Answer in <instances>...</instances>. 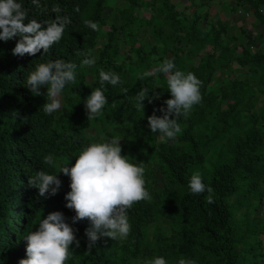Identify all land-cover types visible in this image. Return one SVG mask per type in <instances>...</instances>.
Wrapping results in <instances>:
<instances>
[{"label": "trees", "instance_id": "trees-1", "mask_svg": "<svg viewBox=\"0 0 264 264\" xmlns=\"http://www.w3.org/2000/svg\"><path fill=\"white\" fill-rule=\"evenodd\" d=\"M113 1L24 0L29 18L68 16L64 36L47 53L23 56L12 52L16 39L0 41V264L26 258L23 238L40 219L59 210L71 223L75 215L65 206L70 177L44 157L52 154L71 167L84 146L114 135L121 137L122 154L145 162L152 199L129 209L132 229L124 240L102 237L89 250V220L73 224L80 246L70 245L75 255L68 264H143L156 255L169 264L181 257L197 264H264V33L233 34L222 22L204 31L198 24L209 13L199 12L203 8L195 0L189 5L116 0V6ZM233 1V9L251 11L264 26V0ZM110 4L115 20L106 16ZM57 5L60 13L53 12ZM86 20L98 22L100 30ZM143 31H150V38L141 39ZM248 40L261 47L252 53ZM89 51L97 63L80 67ZM57 58L78 65L77 80L65 89L63 107L49 115L42 107L46 88L34 95L26 78L37 63ZM165 58L203 82L202 102L180 118L183 130L168 142L148 126V117L161 107L158 99L143 101L144 114L135 100L145 87L149 97L171 98L163 73L141 79ZM101 69L120 73L124 83L107 84L108 104L101 116L88 119L84 100L99 86ZM41 170L62 180L55 196L42 197L29 184V176ZM196 171L211 193L190 191L188 181Z\"/></svg>", "mask_w": 264, "mask_h": 264}, {"label": "clouds", "instance_id": "clouds-1", "mask_svg": "<svg viewBox=\"0 0 264 264\" xmlns=\"http://www.w3.org/2000/svg\"><path fill=\"white\" fill-rule=\"evenodd\" d=\"M186 1L190 3L189 0ZM32 3L38 4L39 0H32ZM196 3L203 9L206 7L203 13H209L207 19L200 20L198 24L204 31L211 29L210 24L215 25L217 22L233 27V34L244 32L256 36V33L262 32L253 31L254 26L264 29L263 25L256 24L251 11L243 8L233 9V0H199ZM211 7L218 8L214 17ZM53 12L60 13V7L55 6ZM249 17L252 20H248ZM250 21L251 32L247 28ZM70 23L68 16L59 14L55 18L42 21L29 18V10L24 6V0H0V41L16 39V45L12 49L15 55H35L41 50L43 53L49 52L52 46L62 39ZM85 23L93 30H100L96 21L86 20ZM148 38L150 37H146ZM141 39L145 40L143 36ZM247 43H250L252 53L261 47L255 40H248ZM83 55L80 67L94 66L97 63V56L91 51ZM198 61L195 59L196 63ZM77 68L75 62L57 58L37 63L28 73L26 83L34 95H42V88L47 90V100L42 106L46 114L56 113L63 107L65 89L77 80ZM157 73H163L167 78V90L170 91L171 98L164 101L163 98L160 99L159 94L149 97L150 90L145 87L135 95L136 108L144 114L143 101L148 99L152 102V99H158L161 107L154 109L153 114L148 117V126L153 133H158L161 141L168 142L182 132L180 118L187 117L194 106L202 102L203 82L195 73L178 68L175 60L171 58H165L156 68L145 70L141 79ZM123 83L120 73L115 70L99 71V86L92 88L91 94L84 100L88 119L101 116L108 104L106 85L118 86ZM122 90L128 92L127 88ZM156 111L162 115H156ZM120 141L119 135L101 136L82 148L71 167L68 166L69 162L58 163L52 154L44 157L48 165L58 167L59 172L70 177V191L65 195V206L74 210L75 215L71 217V223L59 210L40 219L38 228L31 230L23 238L27 241L26 258H21L19 264H68L75 255L70 245L75 242L76 247L80 246V240L76 236L78 229H74L72 225L84 218L89 220V226L85 228L89 250L102 237H110L113 240H124L128 237L132 229L129 209L135 202L150 200L152 196L146 187L145 162H138L135 157L122 154ZM29 184L38 188L40 196L51 197L60 191L62 180L56 173L41 170L29 176ZM188 187L193 194L213 191L204 182V177L199 171L191 175ZM207 199L211 202L212 197L209 195ZM143 264H169V261L163 255H156L146 259ZM176 264H197V261L181 257Z\"/></svg>", "mask_w": 264, "mask_h": 264}, {"label": "rangeland", "instance_id": "rangeland-1", "mask_svg": "<svg viewBox=\"0 0 264 264\" xmlns=\"http://www.w3.org/2000/svg\"><path fill=\"white\" fill-rule=\"evenodd\" d=\"M184 1V3L183 4H186L187 3V1L186 0H183ZM195 1H199V0H195ZM216 1V0H215ZM112 3V5H114V6H116L115 4L117 3V1L115 0V1H113V2H111ZM213 4V2L211 1V5ZM111 4L108 6V8L106 9V16L107 17H110V18H112V19H116V15H112L114 12H113V9H114V7L112 6ZM212 11H213V13H212V15H213V17H214V14H217L218 13V8L217 7H211L210 8ZM214 10H215V12H214ZM204 10L202 9V10H200V12H203ZM109 15V16H108ZM145 16H147L148 17V15H145ZM248 20H252V18L251 17H249V18H247ZM251 23H252V21H250L249 22V24H248V26L249 25H251ZM200 26L201 27H203V24L202 23H200ZM252 26H249V27H247L248 29H249V31L251 32L252 31V28H251ZM140 37H142L143 36V38H145L146 39V37H150L151 36V33L150 32H144L143 31V34H140L139 35ZM235 68L236 69H239V66L238 65H235ZM263 209H264V207H263Z\"/></svg>", "mask_w": 264, "mask_h": 264}, {"label": "crops", "instance_id": "crops-1", "mask_svg": "<svg viewBox=\"0 0 264 264\" xmlns=\"http://www.w3.org/2000/svg\"><path fill=\"white\" fill-rule=\"evenodd\" d=\"M215 15H217V14H215ZM254 27H255V29H253V31L264 32V29H262V27H260V26H254Z\"/></svg>", "mask_w": 264, "mask_h": 264}]
</instances>
